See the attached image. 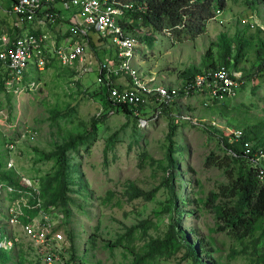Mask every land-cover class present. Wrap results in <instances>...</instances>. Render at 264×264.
<instances>
[{
    "label": "rangeland",
    "instance_id": "rangeland-1",
    "mask_svg": "<svg viewBox=\"0 0 264 264\" xmlns=\"http://www.w3.org/2000/svg\"><path fill=\"white\" fill-rule=\"evenodd\" d=\"M251 18L256 30L240 23ZM219 21L197 37L151 35L158 42H145L135 60L167 85L211 65L238 67L246 88L209 108L200 95L181 98L169 113L149 105L139 119L106 108L97 80L98 56L104 61L106 53L97 48L88 54L94 66L87 74L50 68L9 90L0 81V156L10 157L7 140L21 139L14 158L28 177L53 180L58 148L85 137L67 152L66 188L58 180L46 192L50 201L64 192L48 207L69 243L65 263L55 264H264V216L243 203L240 212V182L248 172L228 147L242 151L235 136L242 132L256 153L264 152V0H229ZM148 29L136 38H146ZM240 41L245 52L237 60ZM261 181L255 176L250 185L259 188ZM174 233L171 254L153 253V243ZM200 245L211 252L200 248L194 260L191 247ZM33 246L23 239L14 253L0 254V264H44Z\"/></svg>",
    "mask_w": 264,
    "mask_h": 264
},
{
    "label": "built area",
    "instance_id": "built-area-1",
    "mask_svg": "<svg viewBox=\"0 0 264 264\" xmlns=\"http://www.w3.org/2000/svg\"><path fill=\"white\" fill-rule=\"evenodd\" d=\"M55 8H59L58 13L53 11ZM61 11L67 12L68 16L64 17ZM1 12L11 19V27L0 25V77L7 88L21 82L29 71H44L48 64L75 67L84 74L87 71L88 36L93 35L107 39L118 50L113 67L107 63L101 65L99 82L107 80L111 83L114 76L131 78L134 83L131 90L111 88V99L115 104H143L150 95L155 96L152 97L155 101L161 99L166 105L172 103L173 97L167 89L156 87L154 78L144 77L133 66L138 41L120 25L119 16L123 11L119 0H0ZM61 19L69 23L65 25ZM241 24L252 30L258 27L253 18L243 20ZM25 25L30 27L23 29ZM66 33L70 34L69 38H65ZM212 75L214 85H210V90L216 101L231 99L227 95L234 97L236 89L242 87L244 90L247 86L243 75L242 84L237 83L226 68L198 77L194 85L203 87ZM194 89L190 86L188 91ZM34 133H31L32 140ZM29 136L30 133L24 134L26 139ZM20 141L7 143L5 149L10 157L0 161L3 164L0 167V252H12L26 239L34 245L44 264L64 262L69 243L57 229L54 209L45 206L42 200L41 180L27 177L18 169L14 157ZM244 145L245 165L255 170L263 169L264 152H254L250 142ZM3 173L13 174L4 178ZM260 179L264 180L263 172Z\"/></svg>",
    "mask_w": 264,
    "mask_h": 264
},
{
    "label": "trees",
    "instance_id": "trees-1",
    "mask_svg": "<svg viewBox=\"0 0 264 264\" xmlns=\"http://www.w3.org/2000/svg\"><path fill=\"white\" fill-rule=\"evenodd\" d=\"M130 1H137L142 4H145L146 6L149 7L147 13L143 15V13H138L137 18L139 16H142V25L135 19V28L137 30L143 28H151L157 32H164V31H174V36L177 38V40H181L183 38H186L188 36H199L202 35L205 32L206 29V24L209 23L210 19L213 17L214 12L217 10H221L222 12H226L227 6H228V1L229 0H130ZM125 27H128L130 25H126V22H123ZM251 28V27H250ZM248 28V29H250ZM150 34L147 35L146 39L149 41L150 44L153 42V38ZM238 47V55H237V60H240L242 58V54L245 52V47L242 45V41H240V44L237 45ZM226 68V69H232L233 72H237V68L235 70L230 66L229 62H226L222 66H215L211 65L208 66L207 69L204 71H195L190 74V77L188 79V84L189 88L190 86H193L194 90L190 91L191 95H200L204 96L206 95L207 98H212L211 96V90H210V85H214V76L212 75L211 78H208L205 85L201 88L196 87L194 84L197 80L198 77H204L209 75L210 73L213 72H218L219 68ZM234 72V73H235ZM264 74V67L259 69V75ZM253 79H256L257 75H253ZM232 78L237 82L242 84V78L235 77V74L232 75ZM246 80V79H245ZM242 93V87L239 89H236L234 97L227 95V98H238L239 95ZM103 94L106 98L104 100L105 107L114 109V104L113 102L109 99L110 98V91L109 87L106 85H102L101 88V93ZM99 95V94H97ZM185 89L181 93V98L185 97ZM118 111L124 112L127 116H132L135 118L139 119V116L135 115V111H143L141 107H132L128 105H119L116 107ZM164 110L165 113H169L171 111V108H165ZM108 112V111H107ZM144 116V115H142ZM85 137L83 135H78L70 138V141L58 148V151L55 153V156L57 158V172L54 175V179H49L47 182L44 180V185H43V197L46 200L48 205H55V201L58 200L63 196V191L56 193L52 200L50 201L46 197V192L49 191L52 188V184L56 181H61L64 184V187L66 188V177H67V172H68V157H67V152L70 151L71 149L74 148V145L77 143V140H84ZM251 140L253 141L252 138H246L244 137V140L242 142V151H240L237 148H232L231 146H228L230 150H233V155L235 156L236 161H241L243 166L246 168V171L248 172L246 177L241 178L240 182V194L242 195V200L240 201V212H242V203L245 207L251 210V212L255 215H261L264 216V186H260L259 188H252L253 186L250 185L252 183L253 178L256 176L258 179L261 178V173H264V167L263 169L255 170V169H250L248 166L245 165L243 161V157L245 155V145L244 143H251ZM261 148H264L261 146ZM254 152H257L256 149L253 150ZM37 152V150H36ZM42 153V152H41ZM211 162V159H210ZM3 164L0 162V167H2ZM221 167L219 164L211 165V167ZM4 178H8V175L6 173H3ZM242 177V176H241ZM260 177V178H259ZM264 181V180H263ZM262 184L264 185V182ZM63 187V189H65ZM236 211H233L235 213ZM237 215V214H236ZM233 218V227L234 230H240V226L244 224L242 223V216L237 215V219L240 220V226L235 222V217L232 216ZM171 238H168L164 242H156L151 245V249L153 253H156L158 255H161L163 253L166 254H171V249H172V242L176 243V235L175 233L170 235ZM181 241L185 244H189V239L185 236L181 238ZM202 248L203 253H210L211 251L209 250V246L206 245L205 247L203 245L196 246L194 248L193 246L191 247L192 251V258L194 260L198 259L199 256V250ZM214 253V252H213ZM2 254V253H0ZM72 254L73 252L71 251V258L70 261L72 260ZM5 257H8L6 255ZM214 264H218L216 260L213 259ZM68 264V263H67Z\"/></svg>",
    "mask_w": 264,
    "mask_h": 264
},
{
    "label": "clouds",
    "instance_id": "clouds-1",
    "mask_svg": "<svg viewBox=\"0 0 264 264\" xmlns=\"http://www.w3.org/2000/svg\"><path fill=\"white\" fill-rule=\"evenodd\" d=\"M121 5H122V14L119 16V22H120V25L124 28V29H127L129 30L130 34L132 35V37H135L137 36V34L139 33L140 30H137V28H135V19L140 23V25H142V16H139L138 18L136 17L138 13H143V15H145L149 9L148 6H146L145 4H142L140 2H137V1H130V0H119ZM5 4V3H4ZM58 9L59 8H55L53 9V11L57 12L58 13ZM61 14H64V17H67L68 13L65 12V11H61ZM225 14V12H222L221 10H217L216 12H214V15L213 17L210 19L209 22H212V21H216L219 25H223L221 21H219L220 18H222V16ZM0 16L2 17V20L0 21V25H5V26H8V27H11V19L10 18H5V14L3 12H1ZM63 21V23L66 25V23H69V21H64V19H61ZM123 22H126V25H130L128 27H125ZM241 23V21H240ZM30 26L28 25H25L23 27V29H26ZM63 27H66V26H63ZM145 28V27H144ZM142 29H143V26H142ZM147 29V28H146ZM20 30V29H19ZM148 34L147 35H154L156 37V34H160V35H163V36H170L172 37L173 39L176 40L175 36H174V31L170 30V31H164V32H157L151 28L148 29ZM70 37V34L69 33H66L65 35V38H69ZM153 38V37H152ZM137 39V38H136ZM138 41V45L137 47L135 48V55H134V58L132 60V63H133V66L137 69V71L143 75L144 77H150V78H154L155 79V86L156 87H160V88H165L169 91V93L171 94V97H173V101L172 103H170L169 105H166L164 103H162L160 100L159 101H155V99H153L152 97H155L154 95H150V99L146 102V103H143V104H139V105H131L132 107H141L142 109H145L147 108L149 105H159V108L162 110L165 109V108H171L173 109L175 107V105L177 104L178 100L181 99V93L182 91L185 89V97H182V98H187V97H190V96H195V95H191L190 94V91H188V88H189V84L188 82H185L181 85H178V84H166V83H163L157 76L155 73H151V72H148V73H144V72H141L136 64H135V60H136V55H138V51L139 50H142L144 47L147 46V43L145 42H149L145 37L143 38H138L137 39ZM142 41V42H141ZM153 42H158L157 41V38L156 40L153 38ZM152 42V44H153ZM145 43V44H144ZM151 44V45H152ZM96 48L97 49H100L101 52H104L106 53L105 54V59L104 61H101L99 59V56H98V60H99V65L97 66V77H98V83L100 85H106L107 87H109V91H110V100L113 102L114 104V107H117L119 106L118 104H115V102L111 99V88H115V89H118L119 91L121 90H124V89H133L134 88V83L132 81L131 78H124V77H112V80H111V83L108 82L107 80L103 81V82H99V78L101 77L100 75V67L102 64L104 63H107V64H110L111 67L114 66V62L117 61V58H118V50L117 48L115 47V45L112 43V42H109L107 39H104V38H100L98 39L96 36H93V35H90L88 36V46L86 48V62H85V66L87 68V71L85 72L86 74L88 72L91 71V69L93 68V62L90 61V57L92 58L93 56H89L88 54L93 50V51H96ZM110 53V54H109ZM56 67H59V68H65L66 70H69V71H77V69L74 67V68H70V67H63V66H52L50 64H48V66L46 67V69H50V68H56ZM77 68L80 67V65H76ZM224 67L222 68H219V70L223 69ZM45 69V70H46ZM44 70V71H45ZM231 71L232 74H235V77H239V78H242V75L238 72H233L232 69H228ZM39 73V72H43V71H39V70H33V71H29L27 74H25V76L23 77V79L21 80V82H17L15 83L14 87H11V88H7L4 81L1 79L0 77V81H2V83L5 85L6 87V90H9V89H12V88H15L17 87L18 85H23V83L27 80V77L29 75H32L34 73ZM78 72H81L78 70ZM215 73V72H213ZM213 73H210V74H213ZM161 84V85H160ZM172 92H176V95H172ZM159 97V96H158ZM202 97H205L206 98V107H210L214 104H218V103H225V102H228L230 100H233L234 98H231V99H226L225 101H216L212 98H207L206 95L202 96ZM121 105H127V104H121ZM130 106V105H128ZM150 109V108H149ZM142 112L144 111H139V110H136L135 111V115L136 116H140V114H142ZM110 113V112H109ZM197 123V122H196ZM37 133V132H35ZM24 135V134H23ZM22 134H20V137L23 136ZM236 136V139H238L239 142H242V132H239L237 133V135L235 134ZM9 142H13V141H9L7 140V143ZM6 156V155H5ZM5 158H1L0 156V161H3ZM2 163V162H1ZM18 169L24 173L26 175V173L23 171L22 168H19ZM13 173H9L8 175H11ZM27 176V175H26ZM28 177V176H27ZM33 177H39L37 175H33L32 177L30 178H33ZM40 180H41V196H42V200L45 204V206L49 207L50 205L47 204L46 200L44 199L43 197V185H44V180L42 179V177H39ZM18 248H16L17 250ZM70 251H72V245L71 247L69 248ZM16 250L10 252V253H7L8 255L14 253ZM36 251V250H35ZM70 251H68V253H70ZM2 253V252H0ZM6 253V252H4ZM71 255V254H70ZM65 263V262H64Z\"/></svg>",
    "mask_w": 264,
    "mask_h": 264
},
{
    "label": "crops",
    "instance_id": "crops-1",
    "mask_svg": "<svg viewBox=\"0 0 264 264\" xmlns=\"http://www.w3.org/2000/svg\"><path fill=\"white\" fill-rule=\"evenodd\" d=\"M163 83H167L166 81H164V80H161ZM161 85V84H160Z\"/></svg>",
    "mask_w": 264,
    "mask_h": 264
}]
</instances>
